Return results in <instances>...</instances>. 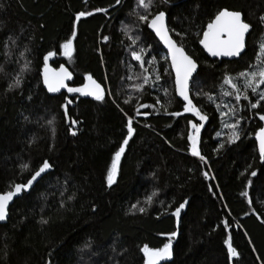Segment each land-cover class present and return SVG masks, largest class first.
I'll return each instance as SVG.
<instances>
[{
	"label": "trees",
	"instance_id": "16d2710c",
	"mask_svg": "<svg viewBox=\"0 0 264 264\" xmlns=\"http://www.w3.org/2000/svg\"><path fill=\"white\" fill-rule=\"evenodd\" d=\"M221 8L250 25L235 59H210L198 45ZM159 10L198 64L189 83L193 111L175 97L167 58L146 28ZM262 17L264 0H151L148 8L138 0H0V192L44 159L51 165L0 223V264H144L145 246L170 240L171 258L161 264H264V156L252 138L264 101L250 90L240 100L224 92L227 77L264 66ZM69 39L71 55L59 57ZM52 51L50 63L73 74L69 86L90 76L103 100L49 95L39 70ZM18 76L19 87H10ZM129 118L133 135L109 186Z\"/></svg>",
	"mask_w": 264,
	"mask_h": 264
},
{
	"label": "snow or ice",
	"instance_id": "6c2138e0",
	"mask_svg": "<svg viewBox=\"0 0 264 264\" xmlns=\"http://www.w3.org/2000/svg\"><path fill=\"white\" fill-rule=\"evenodd\" d=\"M119 2V0H117ZM138 3L140 6L144 8H148L149 4L151 3V0H138ZM90 14V13H88ZM86 15V13H80L79 16ZM79 16L77 19H79ZM141 20H147L146 16H141ZM264 20V17L261 18ZM151 27H153L157 34L161 36V39H164L165 42L168 44L171 55H172V62L173 66L176 68L177 72V88L179 91V94L184 97L185 100H188V95H187V83H188V78L191 76L192 72L195 71L196 69V64L195 62L187 55H185L184 51L182 48L177 47L176 44L171 41V39L167 36V29L164 27V13L161 12L158 15H156L152 20H151ZM208 32L204 33L205 39L201 41V43L204 44V46L208 49V51L213 55H228V56H236L239 55L242 49L244 48V35L247 33L250 29V25L248 23H245L242 19V14L240 12H231L228 10H222L218 13V15L215 18V21L210 23L208 25ZM228 35V40L227 41H221L220 43L225 45L226 47L223 48V50L220 49V47L216 43L210 44L208 42V37L210 34H216L218 32H225ZM73 36H75V33H73ZM107 39V37H105ZM135 43V41H133ZM71 46H72V40L69 39L66 41L63 45L62 48L64 50V55H71ZM261 50L264 52V44H261ZM53 53H48L47 56H45V61L48 60L49 57H51ZM133 58L136 60H142V56L137 53L133 52L132 53ZM46 71H45V83L48 84V89L49 91L55 92L59 91L60 87H64L65 85L63 84V78H70V74L66 73V70L62 69L61 71L65 73V76L57 81L58 86H53L52 83L49 82L48 76H47V65ZM240 76L248 78V87L252 88L253 92L257 91V87L260 84H264V68H261L258 72H251V73H240ZM258 77L256 80L255 86H253L252 78ZM88 80H91L92 78L89 76L87 77ZM231 78H226L225 83H231ZM21 83V80L19 76L16 78L15 83L13 85H10V87H19ZM145 83H147V77H145ZM93 84H95V81H93ZM233 87H236L235 84H233ZM69 92H82V89H73L69 88ZM87 95H93L96 100H103L104 98V93L103 90L100 88L98 84L95 85V90L87 93H83ZM244 98H247L246 96ZM237 100L241 99V96L237 94L236 96ZM260 100L264 101V93H261L260 95ZM71 103V101H69ZM259 103V101L257 102ZM141 107H147L145 105H141ZM253 108L257 107V104L252 105ZM194 108L191 106V101L188 100V105L185 107V111H193ZM65 111L67 109L65 108ZM139 114V113H138ZM197 114H199L197 112ZM175 115H179V113H176ZM201 120L205 119V117L201 116ZM262 120H264V115L260 117ZM51 123V121H49ZM73 125H75L76 121L71 122ZM234 128L235 125H232ZM193 128L196 130V132H199V129L196 127V125H193ZM134 129L132 128V119L129 118L128 122V136L125 138L123 141V144L119 148V150L114 154L113 161L111 164V167L108 171L107 174V183L109 186H111L115 182L116 178V173H117V166L119 159L121 155L123 154L125 150V146L128 144L129 138L133 135ZM72 134L75 135V130L72 131ZM238 138L233 136V139ZM260 150L262 156H264V129L261 130L260 133ZM190 140L193 141L192 149H193V154L194 155H199V152L196 147V137H189ZM24 169H27L29 166L27 164L22 166ZM51 165L47 160L44 161L42 166L39 167V169L31 175V178L27 181L26 184H16L14 189L11 191H8L5 194L0 195V220H4L6 218V209L8 206V203L12 200V198L19 194L20 192L27 190L30 188L33 183L41 177L43 173H45ZM207 175V173L205 174ZM243 195H247V193H243ZM152 197H148L147 202H151ZM187 203V201L185 202ZM184 204H181L179 208L176 209V212L174 215L179 216L181 209L184 208ZM136 205H133V208H135ZM141 212L145 211L144 208L139 209ZM46 223V221H45ZM173 237L175 236V233L171 234ZM228 246V252L230 257H237L239 253L236 251L235 248L232 247L230 238L225 242ZM148 255V260L147 264H157V261H161L163 259H166L171 256V240L169 241L168 244H165L162 249L155 250V251H149L147 246L142 250Z\"/></svg>",
	"mask_w": 264,
	"mask_h": 264
},
{
	"label": "water",
	"instance_id": "95a60500",
	"mask_svg": "<svg viewBox=\"0 0 264 264\" xmlns=\"http://www.w3.org/2000/svg\"><path fill=\"white\" fill-rule=\"evenodd\" d=\"M98 10V9H96ZM96 10H90L89 12H94ZM222 10H228V11H231V12H239L237 10H231V9H227V8H221L219 9L212 17L211 19L205 24L203 30L201 31V34H200V38H199V41H198V45L199 47L202 49L203 53L209 57L210 59H216V60H220V59H235L237 58L244 50V48L242 49V51L240 52L239 55H236V56H228V55H217V56H213L209 51L208 49L204 46L203 43H201V41H203L205 39V36H204V33L205 32H208L209 29H208V25L210 23H212L213 21H215V18L216 16L218 15V13ZM99 11V10H98ZM163 12L164 13V27L167 29V36L171 39V41H173L177 47H180L183 49L185 55L189 56L196 64V69L195 71L192 72L191 76L188 78V83H187V95H188V100L191 101V106L195 108L194 104H193V101L190 97V90H189V83H190V80L192 78V76L194 75V73L196 72L197 70V67H198V64L197 62L193 59L192 56H190L186 51L185 49L179 45L176 40L171 36L170 32L168 31V28H167V24H166V13L163 11V10H159V11H156L152 14V16L147 20L146 22V28L147 30L154 36V38L160 43V46L162 47V49L165 51L166 53V58H167V62H168V66H169V69H170V72H171V76H172V84H173V92H174V95L177 99H179L183 105H184V108L188 105V100H185L183 96H181L179 94V91H178V88H177V72H176V68L173 66V62H172V55H171V52H170V49H169V46L168 44L165 42L164 39H161V36L157 34L156 30L151 27V20L156 16L158 15L159 13ZM243 19V17H242ZM244 21V20H243ZM245 23H247L246 21H244ZM249 24V23H248ZM248 33V32H247ZM247 33H245L244 35V47H245V38H246V35ZM228 40V35L225 32H218L216 34H210L209 37H208V42L210 44L212 43H216L221 50H223L224 47H226L225 45L221 44L220 42L221 41H227ZM51 53H53V55L51 57L48 58L47 61H45V56L48 55V53L44 56L43 60H42V65L40 67V70H39V78H40V83H41V86L44 88V90L49 94V95H55V94H58L62 91H68L69 88H73V89H82L83 90V93H87V92H91V91H94L95 90V85L98 84L100 86V88L102 89V86L95 80L91 79V80H88L87 77L84 78L83 82L81 85L77 86V87H72V86H69V82L72 80L73 78V74L72 72L70 71V69L64 64V63H59L58 65L56 66H53L51 63H50V59L52 57L55 56V52L52 51ZM47 65V76H48V79H49V82L53 84V86H58L57 84V81L62 79L64 76H65V73L62 72L61 70L64 69L66 70V73L67 74H70V78H63V84L65 85L64 87H60L59 88V91H55V92H52V91H49L48 89V84L45 83V71H46V66ZM93 81H95V84H93ZM84 96H89V97H94L93 95H87V94H83L82 92H78ZM264 129V120L261 119V125L259 128H257L253 135H252V138H253V141H254V145H255V149L258 153L259 156H262L261 154V150H260V133H261V130ZM45 159L38 165V167L29 175L28 178H26L24 181L22 182H15L12 184V188L10 190H7V191H3V192H0V195L2 194H5L7 193L8 191H11L14 189L15 185L16 184H26L27 181L31 178V175L34 174L40 166H42V164L44 163ZM49 170V169H48ZM47 170V171H48ZM46 171V172H47ZM45 172V173H46ZM43 173V174H45ZM42 174V175H43ZM41 175V176H42ZM40 178V177H39ZM38 178V179H39ZM37 179V180H38ZM36 180V181H37ZM35 181V182H36ZM34 182V183H35ZM33 183V185H34ZM32 185V186H33ZM31 186V187H32ZM30 187V188H31ZM30 188H28L27 190H24L22 192H20L19 194L15 195L12 200L8 203V206H7V209H6V218L4 220H0V223H5L7 221V218H8V214H9V207L10 205L12 204L13 200L15 198H17L18 196H20L22 193L24 192H27ZM169 241L166 242V244H168ZM164 247L161 246L160 248H157V249H149V251H155V250H159V249H162ZM171 247H172V243H171ZM171 258L168 257L166 259H163L161 261H157V264H161L163 262H166L168 261L169 259ZM147 260H148V255H146V253L144 252V255H143V261H144V264H147Z\"/></svg>",
	"mask_w": 264,
	"mask_h": 264
},
{
	"label": "rangeland",
	"instance_id": "374dc122",
	"mask_svg": "<svg viewBox=\"0 0 264 264\" xmlns=\"http://www.w3.org/2000/svg\"><path fill=\"white\" fill-rule=\"evenodd\" d=\"M262 44H264V42ZM159 54L161 55V57H166V53L164 50L163 51L160 50ZM263 54H264V52H263ZM58 56L62 57V58L65 56L64 50L62 47H61L60 52L58 53ZM263 64H264V59H263ZM261 68H264V66L263 65L259 66L258 64H256V65L253 64L249 69H246L241 73L258 72ZM227 78H231L232 82L231 83H225V86H224V92L225 93L233 92V94L237 95V94H240L242 91H249V90L252 91V88L248 87V78L242 77V76H240V74H238L234 77H227ZM257 79H258V77L252 78L253 86H255ZM233 84H235L236 87H233ZM261 93H264V84H260L257 87L256 97L260 98ZM221 109H223V108H221Z\"/></svg>",
	"mask_w": 264,
	"mask_h": 264
}]
</instances>
